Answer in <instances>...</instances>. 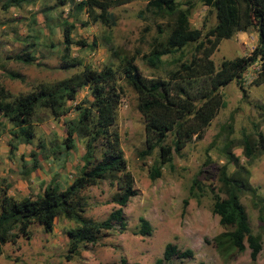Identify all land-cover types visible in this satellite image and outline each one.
I'll return each mask as SVG.
<instances>
[{
    "label": "rangeland",
    "instance_id": "374dc122",
    "mask_svg": "<svg viewBox=\"0 0 264 264\" xmlns=\"http://www.w3.org/2000/svg\"><path fill=\"white\" fill-rule=\"evenodd\" d=\"M0 0V85L13 96L34 90L38 84H49L82 70V66L61 68L62 24L71 22L72 41L82 40L87 45L71 44L69 56L81 64L100 70H114L115 82L121 91L116 106L113 128L119 135L126 169L133 177L136 194L122 207L123 227L113 223L111 229L100 234L95 242L80 243L69 260L64 258L68 245L66 230L77 225L73 220L55 217L51 231L45 232L36 222L28 225V235L19 234L14 242L0 245V264H264V220L259 218L260 198H264V149L258 141V133L264 137V82L251 84L258 63L248 66L236 81L232 79L220 87L223 106L199 135L178 151H171V161L159 168V176L151 179L149 172L158 162V148L148 154L145 149L144 118L137 109V94L125 81L120 65L125 58L135 54L134 64L144 76L164 75L174 68V61L158 69L147 66L142 55L147 53L153 39L160 38L161 28L167 30L171 17H164L149 10L148 0H130L109 8L114 17L112 25L89 22L83 26L85 13L75 11L68 0L59 5L56 0H24L19 6L2 7ZM214 23L212 12L195 2L188 18L190 28L204 29ZM94 42V45H89ZM256 44L254 27L246 32H236L222 38L210 59L218 67L222 59L247 55ZM193 44L174 54L179 61L188 59ZM32 56L30 62L16 59L24 53ZM16 75V76H14ZM241 81V82H240ZM240 82V85H239ZM91 96L82 87L66 105L88 106ZM77 109L70 108L64 114L52 116L49 110L37 108L30 119L33 137L24 142L11 132L15 127L0 114V192L18 200L34 197L46 185L67 186L78 174L84 139L73 135V147L65 149L63 138L70 120L77 116ZM248 138L256 147L251 158L242 153V141ZM173 133L167 132L162 144L171 145ZM227 145V149L224 147ZM15 146V147H14ZM248 170V183L255 190L239 193L250 230L257 235L261 249L251 261L249 249L219 250L213 237L223 230L218 216L211 212L212 192L225 197L219 168L226 171L236 167L226 152ZM34 166V168H33ZM196 177L198 187L189 186ZM115 186L107 179L81 191L86 206L85 217L93 221L104 219L117 207L112 201ZM186 200L183 203V200ZM139 217L150 224V233L138 232ZM172 243L180 250L189 248L192 256L157 263L165 244Z\"/></svg>",
    "mask_w": 264,
    "mask_h": 264
},
{
    "label": "trees",
    "instance_id": "16d2710c",
    "mask_svg": "<svg viewBox=\"0 0 264 264\" xmlns=\"http://www.w3.org/2000/svg\"><path fill=\"white\" fill-rule=\"evenodd\" d=\"M23 1L4 0L2 7H17ZM56 1L63 5L68 0ZM128 1L130 0H78L73 3V8L85 13V21L81 22L83 26L89 22L109 26L115 21L109 8ZM195 2L206 6L214 17V23L203 32L188 25ZM146 7L164 17H171V23L167 30L161 28L158 31L162 35L153 39L147 53L142 57L147 66L154 69L168 63V59L176 61L175 66L166 69L164 75L144 76L134 64L137 51L122 61L120 72L136 92V106L144 118L145 149L141 155L148 154L155 146L158 148V162L149 172V177L153 179L159 176L160 166L171 161V151L178 152L192 135H199L202 128L208 125L223 106L222 95L218 92L220 87L232 79L238 81L243 71L253 63H258V67L251 84L259 85L264 82V0H148ZM251 27L256 31V44L250 53L222 59L218 67H215L210 55L219 41L236 32H246ZM72 28L71 22H63L60 66L64 69L82 66L81 71L53 83L38 84L34 90L14 96L0 85V114L15 127L11 133L24 142L33 137L30 119L37 108H45L55 117L66 113L70 108L78 111L77 116L66 127L63 138L65 149L73 147L74 134L84 139L82 163L71 182L64 188H59L57 184L46 185L34 197L24 196L18 200L7 195L5 188L0 192V245L14 242L19 234L27 236L28 225L32 222L40 224L45 232H49L54 218L61 216L77 223L66 230L69 240L64 254L66 260L77 251L80 243L85 245L95 242L100 234L111 229L113 223L122 228V207L136 194L133 177L126 169L119 145V135L113 128L116 106L121 96L120 88L115 82L114 70L110 67L94 70L88 65H82L77 58L70 57L71 44L87 45L82 40L72 41ZM189 44L193 46L188 59L179 61L178 57H174L175 53H181ZM89 45H94V42ZM15 58L25 62L33 59L27 52ZM84 86L91 96L88 106L66 105V102L74 100L76 93ZM169 131L173 133L171 145L162 144ZM257 136L260 148L264 149V137L261 133ZM255 147L256 142L253 144L248 138L242 141V153L246 158L252 157ZM224 149H227V145ZM225 154L229 161L234 162L236 168L232 172L226 171V165L219 168L226 196L212 192L211 212L218 216V222L223 227L213 240L216 247L223 251H241L245 240L249 258L254 261L261 249V243L250 230L239 193L247 191L254 195L255 190L248 183L247 168L237 163V159L228 151ZM103 179L115 186L116 192L112 201L117 207L104 219L93 221L83 215L86 202L81 191ZM194 186L198 187L196 177L189 186V195L194 196ZM259 201V218L263 221L264 198ZM185 202L184 199L183 203ZM138 220V232L142 235L149 234L151 227L148 221L143 217ZM173 256L188 258L192 256V250H180L176 245L167 243L161 258L156 262L161 263ZM195 264L206 263L198 261Z\"/></svg>",
    "mask_w": 264,
    "mask_h": 264
}]
</instances>
